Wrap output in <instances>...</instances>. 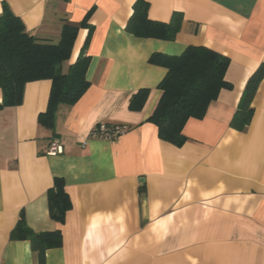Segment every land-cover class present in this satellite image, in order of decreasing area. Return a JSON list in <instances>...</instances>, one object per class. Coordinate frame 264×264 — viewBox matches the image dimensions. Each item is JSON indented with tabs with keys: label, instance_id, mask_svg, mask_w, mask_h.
<instances>
[{
	"label": "crops",
	"instance_id": "1",
	"mask_svg": "<svg viewBox=\"0 0 264 264\" xmlns=\"http://www.w3.org/2000/svg\"><path fill=\"white\" fill-rule=\"evenodd\" d=\"M147 1L152 21L182 13L173 42L125 31L135 0H0V14L5 4L38 39L56 43L65 23L81 25L64 68L92 29L90 87L73 106L58 108L54 131L38 124L49 80L27 83L21 104L0 111V264H36L29 242L10 237L21 217L35 233L61 232L46 264H264V80L250 124L230 127L248 78L264 63V0ZM189 46L228 59L231 89L220 91L202 119L186 122V140L176 147L147 122L167 73L149 58ZM142 89L150 91L145 105L131 111ZM100 124L125 132L92 137ZM53 141L61 154H46ZM55 178L72 204L63 224L48 211Z\"/></svg>",
	"mask_w": 264,
	"mask_h": 264
},
{
	"label": "trees",
	"instance_id": "2",
	"mask_svg": "<svg viewBox=\"0 0 264 264\" xmlns=\"http://www.w3.org/2000/svg\"><path fill=\"white\" fill-rule=\"evenodd\" d=\"M148 8L147 0H135L125 31L136 38L173 42L182 27V13L173 12L168 22H158L148 18ZM80 26L65 23L56 43L38 39L26 30L19 17L3 5L0 14V111L21 104L27 83L49 80L51 88L48 104L46 110L38 115V124L54 131L58 108L73 106L90 87L86 79L90 58L85 51L91 28L75 62L64 68L70 59ZM149 63L165 68L167 73L157 86L160 97L147 122L156 126L160 141L180 147L186 140L182 134L186 122L189 119H202L220 91L231 89L225 80L229 61L207 47L189 46L178 56L153 54ZM263 80L264 63L259 65L245 84L230 122L232 129L242 131L250 124L252 101ZM149 93L148 89L137 91L130 100L129 109L140 111ZM46 197L50 219L63 224L66 213L72 207L64 180L55 178ZM10 237L12 240L29 242L36 264H46V251L62 245L60 231L35 233L23 217Z\"/></svg>",
	"mask_w": 264,
	"mask_h": 264
},
{
	"label": "built area",
	"instance_id": "3",
	"mask_svg": "<svg viewBox=\"0 0 264 264\" xmlns=\"http://www.w3.org/2000/svg\"><path fill=\"white\" fill-rule=\"evenodd\" d=\"M124 132H125L124 128H120L117 126L109 127L105 124H100L93 130L91 136L94 138H100V139H114L120 136ZM61 153H62V147L56 141H53L50 144L46 152L47 155H57Z\"/></svg>",
	"mask_w": 264,
	"mask_h": 264
}]
</instances>
